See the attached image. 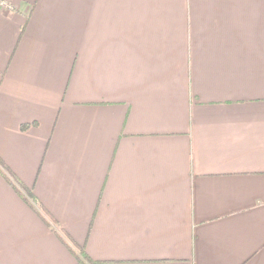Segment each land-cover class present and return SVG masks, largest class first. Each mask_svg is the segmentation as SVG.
<instances>
[{
  "label": "crops",
  "instance_id": "0c3cea01",
  "mask_svg": "<svg viewBox=\"0 0 264 264\" xmlns=\"http://www.w3.org/2000/svg\"><path fill=\"white\" fill-rule=\"evenodd\" d=\"M6 1L0 264H264V0Z\"/></svg>",
  "mask_w": 264,
  "mask_h": 264
},
{
  "label": "trees",
  "instance_id": "16d2710c",
  "mask_svg": "<svg viewBox=\"0 0 264 264\" xmlns=\"http://www.w3.org/2000/svg\"><path fill=\"white\" fill-rule=\"evenodd\" d=\"M11 176H12V174H11ZM9 179H11V182L15 188L25 190L26 193L28 194V196L30 198L34 199L33 196L31 195V193L22 185V183L17 181L16 178L13 179V177H10ZM63 234L65 235V238L67 239L68 248L70 249V251L72 253H74L76 255V258L78 261H80V262L83 261V262H85V264H98V262L92 260L89 256H87L85 254V252L83 251V249L81 247H79L68 235H66L65 233H63Z\"/></svg>",
  "mask_w": 264,
  "mask_h": 264
},
{
  "label": "built area",
  "instance_id": "2783aa9c",
  "mask_svg": "<svg viewBox=\"0 0 264 264\" xmlns=\"http://www.w3.org/2000/svg\"><path fill=\"white\" fill-rule=\"evenodd\" d=\"M6 2H7V1H5V0H0V6H2V7H7L8 4H7Z\"/></svg>",
  "mask_w": 264,
  "mask_h": 264
},
{
  "label": "rangeland",
  "instance_id": "374dc122",
  "mask_svg": "<svg viewBox=\"0 0 264 264\" xmlns=\"http://www.w3.org/2000/svg\"><path fill=\"white\" fill-rule=\"evenodd\" d=\"M6 1V0H5ZM8 4V2H6ZM9 5V4H8ZM2 7V6H1Z\"/></svg>",
  "mask_w": 264,
  "mask_h": 264
}]
</instances>
